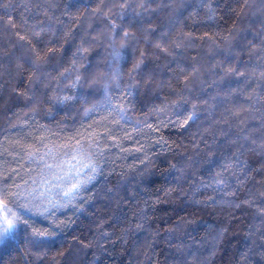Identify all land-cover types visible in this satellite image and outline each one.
<instances>
[{"label":"trees","instance_id":"16d2710c","mask_svg":"<svg viewBox=\"0 0 264 264\" xmlns=\"http://www.w3.org/2000/svg\"><path fill=\"white\" fill-rule=\"evenodd\" d=\"M36 2L0 0V173L7 184H12L21 174L27 159L21 145L38 149L44 145L59 146L67 142L68 137L85 131L100 134L99 147L94 150L98 172L82 189L76 201L78 207L69 206L55 213L59 227H51L43 217L35 218L37 227L51 228L54 232L42 238L47 243L33 246L28 233H20L19 243H10L0 252V264H180L181 255L189 261L200 257L204 264H264V223L255 216L260 202L253 197L264 182V156L246 152L242 157L243 171L238 177L230 178L229 190L235 195L229 197L214 191L215 186H207L209 174L203 169L181 180L180 173L169 166L183 157L207 153L212 145H215L213 150H217L212 160L222 159L221 146L230 141L244 142L240 136L249 135L250 130H253L251 139L258 138L254 129L259 127V120L250 121L243 133L229 127L231 121L216 124L208 133L203 129L208 128L210 122L221 121L222 114L226 115L225 107L250 104L237 90L248 92L255 86V81L247 79V73L259 63L260 49L264 48V37L258 35L264 30V24L258 19L264 15L261 0H255L252 6L257 10L255 15L242 11L248 9L245 0H214L212 19H208L200 0H175L174 4L170 0H147L150 5L147 13L137 8V0H130L118 16L111 17L125 29L146 27L153 38L164 30L165 23L178 20L184 31L191 33L192 43L196 45L187 48L184 53L187 58L180 60L181 65L188 71L196 60H203L205 66L216 65L204 76L199 90H194L193 102L217 94V101H223L227 93H232L228 98L230 104L214 102L210 111H205V106L200 104L195 124L189 120L163 129L154 127L156 120L151 116L148 123L152 128L141 129L125 120L117 123L106 105L105 110L98 109L85 116V102L91 107L101 99V92L81 89L79 84L72 88L71 77L53 80L48 86L41 83L43 77L40 81L34 78V53L30 49L48 53L42 65L44 71L63 70L69 66L81 41L93 39L108 23L109 17L101 16L100 12L92 15L93 10L101 7V11L107 13L115 0H104L103 4L100 0H63L69 14L61 16L62 23L55 25L57 36L70 30V36L63 42L56 38L49 42L46 37L37 41L28 36L26 28L45 19L43 13L33 7ZM118 3L121 5L125 0ZM228 37H232L230 43ZM49 49L53 51L48 52ZM83 55L86 62L82 73L91 74L103 67L102 47H94ZM136 58L143 60L142 74L159 73L160 79L170 77L176 63L161 50L153 52L151 46L145 44L142 51L127 53V61L122 62L125 71ZM228 68L235 72H226ZM143 82L146 85L143 91L134 89L131 96L126 91L114 90L110 93L113 102L126 97L130 112L143 118L153 103L163 99L161 95L160 100H156L160 94L150 91V81ZM261 90L264 91V84ZM64 96L73 99L65 101ZM191 110V105H186L180 118ZM41 137H45L43 142ZM244 143L246 149L252 147L250 140ZM137 148L141 151H136ZM145 151L155 163L153 175L134 198L125 196L117 220L106 193L108 189L119 190L126 176L145 166L141 163ZM230 152L231 149H227L225 154ZM40 165L43 168L41 162ZM214 200L223 202L213 203ZM141 208L148 219L138 227L142 223ZM105 232L106 237L101 235Z\"/></svg>","mask_w":264,"mask_h":264},{"label":"clouds","instance_id":"9594fccd","mask_svg":"<svg viewBox=\"0 0 264 264\" xmlns=\"http://www.w3.org/2000/svg\"><path fill=\"white\" fill-rule=\"evenodd\" d=\"M130 0H125L128 4ZM171 3H175V0H170ZM214 0H200L201 6L206 8L208 13V19H212L215 15V9L212 7ZM103 4L104 0H100ZM248 4L247 10H242L245 14L249 11L253 15L256 14V9H253L255 0H245ZM264 4V0H261ZM33 7H37L40 12L43 13L45 19L37 21L26 28V33L31 38L40 41L42 38H47L49 42L53 38L63 42L70 36V30H65L62 36H57L55 25L61 24L60 17L68 15L69 13L63 6V0H37ZM150 5L147 0H137V8L147 13ZM117 9L113 12L112 9ZM118 0L111 5L107 13L99 11L101 16L109 17L108 23L105 24L102 29L97 32L96 36L91 40H82L73 53V59L70 60L69 66L63 68V70L53 69L52 71H44L42 65L46 63V51L44 55H41V51H37L35 48L30 49L34 53L33 59V71L34 78L40 81L43 77V83L48 86L53 80L59 81L60 79L68 80L72 78L71 87L75 88L77 84L80 85L81 89L91 88L95 91H99L102 94L101 99L93 103L91 107L86 106L83 114L89 116L92 112L99 110H105V105L110 109L109 115L116 120H125L128 122H134L141 129L152 128L153 125L148 123V117H154L156 120L155 128L163 129L168 125L180 126L185 121H193L195 124L199 117L196 116V112L199 110V105L205 106V111H210L214 102L230 104L231 101L228 99L232 96V93H227L226 98L223 101H217V95H212L209 99L197 100L193 102L192 95H195L194 90H199L198 86L204 76L211 73L212 68L216 65L208 63L205 66L203 60H196L192 62L191 70H186L180 63L181 59H186L184 55L187 48L196 47L192 43L191 33L184 31L182 24L178 20H172L170 23L164 24V30L159 33L157 38H153L146 27L133 30L132 28L125 29L116 19H112L113 16H118L120 10L123 9ZM59 13L58 15L56 13ZM97 11L93 10L92 15H96ZM260 24H264V15L258 18ZM179 25V26H178ZM258 35L264 37V30L258 32ZM229 43L232 37L227 38ZM143 42V43H142ZM150 45L153 52L157 49L161 50L166 56L172 57L176 62L175 67L171 69V76L167 79H160L159 73L157 74H142L141 65L143 60L136 58L133 61L131 68L127 71L123 68V63L127 61V53L131 52L135 54L136 51H142L143 45ZM102 47L104 52V59L102 60L103 67L97 68L96 71L91 74L85 72L82 73L81 69L84 67L86 62V56L83 54L92 50L94 47ZM177 50H181L179 53ZM261 56L259 63L256 67L250 69L247 73V79L255 81V86L251 91L243 92L250 101L247 107H225L226 115L222 114L221 121L210 122L208 128H204L203 132L208 133L212 131L216 124L219 123H231L229 127L237 129L240 133H243L244 127H247L248 123L252 120H259V127L255 128L254 131L258 133V138L251 139L250 130L249 135H241L240 140L247 142L251 141L252 147L245 148V143L237 141H230L227 144L221 146L220 154L222 159L217 158L212 160V157L217 156V150L215 145L209 146L210 150L199 156L190 155L177 160L176 163H170V168L180 173L181 180H187L189 175L195 176L202 169L209 174L207 182L208 187H214V191L217 193H223V196L229 197L235 195L234 191L229 190L231 188L230 178L238 177V174L243 171L244 162L242 157L245 156L246 152H255L258 156H264V91L261 90V84H264V48L260 49ZM23 54V53H22ZM171 63V61H170ZM167 67V65H165ZM163 71V69H160ZM140 77L138 80L137 77ZM143 81H150V91L153 93H159L156 96V100H160V96L163 99L160 103H153L149 107L146 115L141 118L134 116L129 110V104H127V111L125 116H121L119 110L116 107L117 103L113 102V97L110 95L114 90H120L121 92H127L129 96L132 95L134 89L143 91L145 83ZM67 98V99H65ZM111 98V99H109ZM71 96H64L63 100H72ZM123 99H126L123 98ZM191 105V111H188L181 117V113L185 110L186 105ZM91 110V111H89ZM87 112V115H86ZM191 117V119H189ZM243 126V127H242ZM163 142V141H161ZM227 149H231L230 154H225ZM243 149V151H242ZM235 157V159H233ZM146 161V163H145ZM145 166L142 169L136 170L126 176L120 184L119 190L108 189V195L110 200V210L115 214L117 220L120 219L119 211H122V206L125 203V196L129 199L135 197V193L146 187V182L153 175V169L155 163L152 156L145 151L144 160L141 161ZM219 164V167L216 165ZM207 166V167H205ZM121 192L124 195H121ZM255 200L260 203L256 206L255 216L264 223V182H262L261 188L253 194ZM209 200L212 198L209 197ZM201 203L202 201H197ZM213 203H222L223 200L212 201ZM252 201H249L251 203ZM238 206V205H237ZM140 219L142 223L138 227H142L143 223H146L147 217L144 215L143 208L139 209ZM27 215V213H25ZM35 219V217H32ZM20 233H28L29 242L33 246H42L47 243L45 240H41L38 237H34L31 232H28L23 225H20L16 232L10 238V241L5 244L0 242V252L10 243H19ZM123 234V233H122ZM102 236H107L108 233H102ZM99 239V238H98ZM180 264H204V261L200 257H193L191 261L184 255L180 256Z\"/></svg>","mask_w":264,"mask_h":264},{"label":"snow or ice","instance_id":"6c2138e0","mask_svg":"<svg viewBox=\"0 0 264 264\" xmlns=\"http://www.w3.org/2000/svg\"><path fill=\"white\" fill-rule=\"evenodd\" d=\"M121 6L126 7L127 4L123 3ZM95 11H101V7H97ZM51 51L53 50H48ZM226 72L233 73L235 69L228 68ZM126 106L123 98L116 104L121 116L126 115ZM89 128L92 126L89 125ZM99 135L96 131L78 132L76 136L68 137L67 142L62 145H44L43 153L34 146L21 145L27 153V159L32 161L39 158L43 168L40 179H33L32 186H28L27 181L23 186L7 184L0 173V242L7 244L20 225L31 229V234L41 240L54 235L51 228L37 227L36 220L32 217H43L51 227H59L55 213L69 206L78 207L76 201L81 196L82 189L96 178L98 172V161L94 159L97 152L94 150L99 147ZM44 139L45 137H41V142ZM135 150L141 151L139 148ZM69 155L70 159H63Z\"/></svg>","mask_w":264,"mask_h":264},{"label":"rangeland","instance_id":"374dc122","mask_svg":"<svg viewBox=\"0 0 264 264\" xmlns=\"http://www.w3.org/2000/svg\"><path fill=\"white\" fill-rule=\"evenodd\" d=\"M49 147H52V146H49ZM40 151H41V153H43L45 151L44 146H41ZM70 158L71 157L65 158V159H70ZM49 162L51 163L50 160H49ZM22 169L23 170L21 171V174H18V176H16V180L13 183L20 184L23 186L25 184V182L27 181L28 186H32V180L33 179H35L37 181L40 179L42 166L40 165L39 158H36L35 160H32V161H30L28 159H26V161L24 160V165H23ZM64 210H66V208H64Z\"/></svg>","mask_w":264,"mask_h":264}]
</instances>
